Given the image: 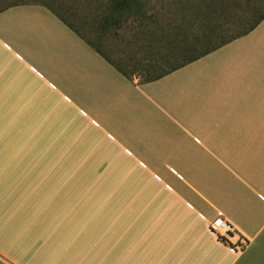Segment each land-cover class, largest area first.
Instances as JSON below:
<instances>
[{
	"label": "crops",
	"instance_id": "0c3cea01",
	"mask_svg": "<svg viewBox=\"0 0 264 264\" xmlns=\"http://www.w3.org/2000/svg\"><path fill=\"white\" fill-rule=\"evenodd\" d=\"M0 264H264V19L141 83L45 6L0 11Z\"/></svg>",
	"mask_w": 264,
	"mask_h": 264
},
{
	"label": "trees",
	"instance_id": "16d2710c",
	"mask_svg": "<svg viewBox=\"0 0 264 264\" xmlns=\"http://www.w3.org/2000/svg\"><path fill=\"white\" fill-rule=\"evenodd\" d=\"M87 1L90 8L94 9V21L103 34L110 31L119 35L120 30L130 25V42L136 46L142 67L129 73L115 65L99 47L74 30L46 1L35 0L20 4L45 6L121 74L131 79L136 73L141 83L156 80L246 35L264 19V11L259 12L264 0H177L166 10L150 14H147V7L159 0ZM255 13L257 15L251 18Z\"/></svg>",
	"mask_w": 264,
	"mask_h": 264
},
{
	"label": "rangeland",
	"instance_id": "374dc122",
	"mask_svg": "<svg viewBox=\"0 0 264 264\" xmlns=\"http://www.w3.org/2000/svg\"><path fill=\"white\" fill-rule=\"evenodd\" d=\"M35 0H0V9L13 4H20L24 2H33ZM51 6H53L59 15L80 35L84 38L93 42L106 57H108L115 65L119 66L121 69L132 73L136 68L141 66L138 59L139 55L136 52V46H133L130 42L131 29L125 28L119 31V35L110 32L108 34H103L99 27L94 21V9L90 8L87 0H44ZM177 0H159V2H153L147 8L149 9L147 14L154 11H164L170 5H172ZM185 1V0H183ZM198 2V0H193ZM173 6V5H172ZM264 11V3L261 5L259 12ZM257 13L253 14L251 18L256 16ZM112 31V30H111ZM142 67V66H141ZM138 79V75L135 73L132 78ZM50 103V102H48ZM63 109L59 101H57L56 114L60 113ZM66 115V114H65ZM65 115L61 116L64 117ZM50 121L57 122L60 120L57 115L54 117L52 112H50ZM77 118V116H76ZM78 119V118H77ZM63 121V120H60ZM46 135V134H45ZM66 152L67 150H61ZM61 153V155H66ZM100 166H92L93 172H98Z\"/></svg>",
	"mask_w": 264,
	"mask_h": 264
},
{
	"label": "built area",
	"instance_id": "2783aa9c",
	"mask_svg": "<svg viewBox=\"0 0 264 264\" xmlns=\"http://www.w3.org/2000/svg\"><path fill=\"white\" fill-rule=\"evenodd\" d=\"M208 229L225 245L237 252L243 251L249 243V240L237 234L234 226L222 216L212 220L208 225Z\"/></svg>",
	"mask_w": 264,
	"mask_h": 264
}]
</instances>
